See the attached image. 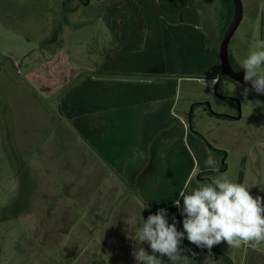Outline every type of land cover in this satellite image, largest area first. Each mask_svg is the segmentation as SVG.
<instances>
[{
  "label": "crops",
  "instance_id": "1",
  "mask_svg": "<svg viewBox=\"0 0 264 264\" xmlns=\"http://www.w3.org/2000/svg\"><path fill=\"white\" fill-rule=\"evenodd\" d=\"M259 1L246 0L244 12L261 16L264 42ZM99 10L112 46L95 71L43 84L34 108L9 89L0 91L1 153H16L28 168L25 184L34 189L26 188V195L34 198L25 220L35 248L50 250L51 264H136L129 238L143 218L166 208L169 222L175 214L183 230L173 202L186 187L215 182L218 172L204 166L209 155L220 168L213 145L177 112V103L186 81L217 82L229 10L223 7L216 17L214 44L198 0H109ZM18 136L26 138L21 145ZM9 152V161L19 163ZM45 232L54 234L49 247ZM181 247L177 260L164 257L163 264L234 263L225 242L210 255L186 238Z\"/></svg>",
  "mask_w": 264,
  "mask_h": 264
},
{
  "label": "rangeland",
  "instance_id": "2",
  "mask_svg": "<svg viewBox=\"0 0 264 264\" xmlns=\"http://www.w3.org/2000/svg\"><path fill=\"white\" fill-rule=\"evenodd\" d=\"M68 1L0 0V91L9 89V94L26 107L39 105L42 99L35 93L44 91L45 86L49 88L61 81L68 83L86 71H95L102 52L111 50L110 30L98 18L99 7L103 1L109 0L82 4L78 10L79 1ZM242 1L245 6L246 0ZM261 1L259 9L262 12ZM198 2L214 44L216 17L223 8L222 2ZM246 11L229 46L241 65L249 54L263 50L260 47L263 34L261 16L249 17L248 8ZM60 27L63 31L58 41L49 42ZM259 70L264 72V67ZM43 84L45 86L42 87ZM216 85L217 82L210 79L186 81L181 89L177 112L191 120L196 131L213 147L226 152V160L223 156L218 158L220 165L226 162L227 169L216 173L215 181H223L227 177L239 183L244 171L242 184L249 188L253 197H264V109L255 103L256 100L264 101V95L251 91L244 97L243 89L249 86L242 82L224 81L221 87ZM15 103L17 107L18 102ZM20 133L22 137L25 134L21 130ZM17 139L20 145L26 141L19 136ZM1 146L0 138V264H51L48 260L50 250L35 248L34 236L27 226L31 222L29 218L25 220L26 209L33 204L34 198L33 194L26 195V188L29 192L34 189L33 183V186L25 184L28 168L16 153H10L5 147V153L9 152L10 157L19 161L11 163L9 157L1 153ZM19 168H22L21 172ZM45 177L41 176L39 182H46ZM50 234L45 232L42 235L48 247ZM225 246L234 260L233 264H264V243L257 248L242 244L237 249L228 247L226 242Z\"/></svg>",
  "mask_w": 264,
  "mask_h": 264
},
{
  "label": "clouds",
  "instance_id": "3",
  "mask_svg": "<svg viewBox=\"0 0 264 264\" xmlns=\"http://www.w3.org/2000/svg\"><path fill=\"white\" fill-rule=\"evenodd\" d=\"M264 49V42L260 43ZM243 81L251 87H244L242 95L254 91L264 95V50L249 54L242 62ZM256 106L264 109V101L256 100ZM207 170L218 171L215 159L209 155L204 160ZM180 199L173 202L182 219L171 216L166 208H159L154 214L143 218L132 244L131 256L136 264H163V258L175 261L185 250L181 247L184 239L196 247L211 249L221 242L228 247L240 248L249 244L257 248L264 243V197L251 195L242 183L223 181L201 185L179 193ZM181 200L183 202L181 206ZM150 207V206H149ZM147 207V208H149ZM148 244L150 252L143 246ZM195 254V253H193Z\"/></svg>",
  "mask_w": 264,
  "mask_h": 264
},
{
  "label": "water",
  "instance_id": "4",
  "mask_svg": "<svg viewBox=\"0 0 264 264\" xmlns=\"http://www.w3.org/2000/svg\"><path fill=\"white\" fill-rule=\"evenodd\" d=\"M235 5V15L232 19L231 23L229 24L223 38L221 41V47H220V62L222 66V71L220 74L219 79H222L224 76L229 77L230 79L242 82L243 81V74L236 71L232 65L230 56H229V45L234 37L236 31L240 27L243 17H244V4L242 0H234ZM247 86L251 87L250 84H247ZM218 87V84L216 85Z\"/></svg>",
  "mask_w": 264,
  "mask_h": 264
},
{
  "label": "trees",
  "instance_id": "5",
  "mask_svg": "<svg viewBox=\"0 0 264 264\" xmlns=\"http://www.w3.org/2000/svg\"><path fill=\"white\" fill-rule=\"evenodd\" d=\"M222 3L229 10V16H228V18L226 20L225 27H224V29L222 31L221 41H222V38H223V36H224L229 24L231 23L232 19L234 18V15H235L234 0H222ZM60 32H61V29H58V30L55 31L54 36L51 38L52 42H57L58 41V36H59ZM230 59L232 60L231 56H230ZM225 79L231 80L227 76H225L222 80L221 79L220 80L223 81ZM219 85H218V87H219ZM192 128H193V126H192ZM212 150H213V152H215L217 157L223 156L224 160H226V158H227L226 155L227 154H226V152L224 150L216 149L213 146H212ZM226 169H227V164H226L225 161H223L222 164L220 165V168L216 172H223ZM243 180H244V171L241 172V175H240V178H239V183H243ZM208 182L209 183H214L210 178L208 179Z\"/></svg>",
  "mask_w": 264,
  "mask_h": 264
},
{
  "label": "flooded vegetation",
  "instance_id": "6",
  "mask_svg": "<svg viewBox=\"0 0 264 264\" xmlns=\"http://www.w3.org/2000/svg\"><path fill=\"white\" fill-rule=\"evenodd\" d=\"M71 0H69L68 2H70ZM77 1H79L80 2V5L76 8V10H78V8H81L80 6L83 4V6L84 5H89V4H91L93 1H96V0H89V2H87L88 0H77ZM98 2H99V0H97ZM221 2H222V0H221ZM222 6L223 7H225L224 6V4L222 3ZM71 7V6H70ZM69 7V8H70ZM63 8H65V6L63 7ZM75 8V6H73V8L72 9H74ZM66 9H68V8H66ZM76 10H74V11H76ZM74 11H70L71 13H73ZM65 20H67V19H65ZM59 29H61V32L63 31V28L62 27H60ZM60 32V33H61ZM236 34V33H235ZM235 36V35H234ZM233 39V38H232ZM49 42H52L51 41V39L49 40ZM230 46V45H229ZM229 56H231L232 57V60H231V62H232V65H233V67H234V69L236 70V71H238V72H240V73H242L243 74V72H244V69H243V67L241 66V65H239L238 63H237V61H236V59H235V55H234V53L229 49ZM220 77V76H219ZM219 77H218V79H217V84L221 87V85H222V83L224 82V81H230V82H234V80H228V79H225V80H223V81H221L220 79H219ZM229 78V77H228ZM219 82V83H218ZM191 117V116H190ZM191 121V120H190Z\"/></svg>",
  "mask_w": 264,
  "mask_h": 264
}]
</instances>
